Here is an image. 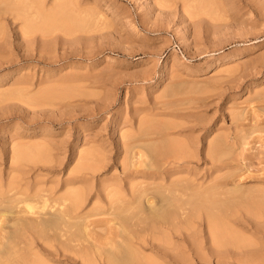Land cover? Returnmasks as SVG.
Segmentation results:
<instances>
[{
	"label": "rangeland",
	"instance_id": "374dc122",
	"mask_svg": "<svg viewBox=\"0 0 264 264\" xmlns=\"http://www.w3.org/2000/svg\"><path fill=\"white\" fill-rule=\"evenodd\" d=\"M45 3L43 10L54 16L49 22L51 26L44 28L39 24L37 30L29 33L31 36L26 34L27 41L21 40L20 21L0 22V38L6 39H0L3 187L11 179L55 188L58 194L67 187H83L89 193L84 209L92 212L90 221L87 220L88 224L94 221L90 227L92 237L95 243H106L108 248L105 247L112 252L115 241L112 244L109 241L117 240L115 243L121 245L116 247L121 248L115 250L116 257L124 248L133 254L126 248L131 244L134 250L135 244L144 251V257L150 255L160 264H184L188 260V264H264V0H45ZM65 4L67 11L61 6ZM56 9L63 18L56 16ZM52 21L61 25L56 27L54 23L52 27ZM39 27L45 31H39ZM164 71L166 76L162 78ZM162 125L168 129L157 128ZM146 127H151L147 134ZM142 129L145 135H139L140 140L133 144L132 135L140 130L142 133ZM151 131L157 132V136ZM158 133L163 135L159 137ZM165 140L175 142L171 147H178L176 142L190 141L185 145H193L189 146L194 157L176 162L170 157L174 155L169 148L171 144L166 145L172 155L164 151ZM213 142L220 146H214L219 150L213 151L211 157L209 146ZM35 146L42 149L40 155H36ZM29 148L34 155H28ZM18 149L24 155L18 154ZM183 149L189 150L184 147L180 152ZM162 152L169 159L160 155L164 161H160V169H172L173 163H180L175 176L169 174L168 178L178 181L181 176L182 180L189 179L195 190L197 186L202 188L197 192L205 193L203 202L211 207L208 216H215L217 225L223 224L224 228L216 229L227 232L223 239L229 241L216 236L222 233L211 234L213 220L206 218L204 212L209 210L202 209L203 202L202 207L197 206L202 212L195 210L200 217L192 218V226L186 224L179 235H171L173 240L165 235L167 239L161 241H165L161 248L153 245L150 236L146 239L152 243L146 241L143 246L130 239L132 234L128 238L125 232V235L115 232H122L121 228L116 229L121 221L113 215L115 211L121 220L137 214L139 207L144 215L147 213L146 205L145 209L143 204L138 207L136 201L133 205L121 204L123 209L118 206V191L127 195L130 186L136 187L140 182L137 190L142 191L145 186L157 189L156 194L164 190L160 196L165 201L168 197L169 201L164 202L165 207L157 204L161 199L158 197L155 201L158 207L169 208L168 203L178 202L174 199L179 194L183 201L186 199L180 188L187 179L174 187L170 179L164 182L149 178V172L159 169L155 162ZM150 165L154 168L150 169ZM79 175H84L83 179ZM74 178L75 184H71ZM147 187L146 195L153 191L152 197L155 196L151 198L150 193L147 198L155 200L156 190ZM170 187L174 191H169ZM187 188L189 193L191 190ZM113 189L118 192L116 196L112 195ZM188 198L189 209L193 198ZM95 199L100 208L93 207ZM142 199L147 201L146 197ZM8 207L0 202V213L8 212ZM125 209L134 212L121 214ZM188 209L181 208V212H189ZM111 210L115 211L111 214ZM3 219L0 247L6 242L4 237L9 229L7 216H1L0 220ZM121 239L123 243L119 242ZM168 239L175 247L167 245ZM164 243L169 249L163 247ZM136 249L137 253L140 249ZM141 253L134 257L135 262L139 259L145 264ZM95 257L97 264H103L99 256Z\"/></svg>",
	"mask_w": 264,
	"mask_h": 264
},
{
	"label": "bare ground",
	"instance_id": "6f19581e",
	"mask_svg": "<svg viewBox=\"0 0 264 264\" xmlns=\"http://www.w3.org/2000/svg\"><path fill=\"white\" fill-rule=\"evenodd\" d=\"M55 1H58V0H55ZM45 4H46L45 0H0V22L2 24L3 23L2 21L8 22L10 19L11 20L12 19H14V20L16 19L17 21H20V24L22 26V28H21V26H20V28H21V30L23 29L22 36H20V37H22L21 40L23 39V42H24V40L27 38V37L25 38L26 34H28V36H31V35H29V33H31V31L33 29L38 27L39 24H42L43 26L44 25L46 26L52 20V17H54V16H51L52 14H50L49 11H44L43 10ZM66 4H68V3H66ZM66 4H65V7H64V5H61V6H63L62 8H65V9L68 8L66 6ZM57 5H59V4H57ZM54 7L58 8V6H54ZM59 8H61V7H59ZM58 10L59 9H56L55 11L57 12ZM61 11H63V10H61ZM66 11H67V9H66ZM52 12H53V10H52ZM37 14H39V17H38ZM56 14H57L56 16H58V15L60 17L62 16L61 13L58 14V12H57ZM62 14H63V12H62ZM64 17H65V15H64ZM62 18H63V16H62ZM65 18L62 19V20H66ZM55 19H53V20H55ZM60 19H58V20L60 21ZM69 19H71V18H69ZM72 20H74V19L72 18ZM55 21L54 22L52 21L53 22L52 27L55 26L54 25V23H56ZM1 24H0V27H1ZM57 24H58V26L61 25V24L59 25V23L57 22L56 23V27H57ZM49 25L51 26V24H49ZM80 25H82L81 22H80ZM45 26H44V28H45ZM42 27H39V31H40V29H43ZM52 27H51V29H52ZM36 30H37V28H36ZM43 30H41V31H43ZM48 30H49V28H48ZM0 31H2V30H0ZM34 35H35V32H34ZM0 39L2 40L3 37L0 38ZM3 40L6 41V39H3ZM30 40H32V39H30ZM25 41H27V40H25ZM23 47H24V45H23ZM165 76H166V74H165V71H164L162 73V78L165 77ZM159 126H161V125H159ZM164 127L166 129H168L165 125H162L161 128L160 127H157V128L158 129H162L163 131H165ZM141 128H142V126L140 127V129ZM150 128L149 129L147 128L148 130L142 129V131L143 130L146 131V134H147V133H149ZM158 129H156V131ZM140 131H139V133L137 131L138 136L139 135L140 136L143 135V133L145 135L144 131L142 133H140ZM153 131H151V134L153 133L154 136H157V135H155L157 132L154 133ZM160 133H161V130H160ZM160 133H158V135ZM137 134H133L132 135V143L133 144H136V142L134 143V141L138 142V140H140V136H139V139H137V137H138V136H136ZM134 135L136 136L135 138L137 140H134L135 139L133 137ZM160 135H163V134H160ZM160 135H159V137H160ZM148 136H151V135H148ZM145 138H147V137H145ZM145 138H143V139H145ZM143 139L141 138V140H143ZM165 141L167 142V141H170V140H165ZM165 141H164V143H165L164 144V146H165L164 148H166V150L164 149V151H166L168 153H171L174 150L173 151L174 155H172V153H171L172 156H170V154H169V156L170 157H174L173 159L176 160V162L178 160L181 161V160H184V159L185 160L186 159H192L194 157V156L193 157L191 156V155H193V153L190 154L191 149H192L191 147H193V145L189 144L191 147L189 145H185L188 142L190 143V141H188L187 143L185 142V144L180 142L182 145L179 144V142L178 143L176 142V144L179 145L178 147H176V146L175 147H171V146L175 145L174 144L175 142L173 143L172 141H170L171 143L168 144V142L166 143ZM213 143H215V145ZM213 143H211L212 146L210 145L211 147H213V149L209 146L210 153H211V151L215 152L216 151V147L220 146V144H218L216 146V144H217L216 142H213ZM166 144L167 145L171 144L169 148L172 151L168 150L169 148H168V146ZM214 146H216V147L214 148ZM162 147H163V145H162ZM184 147L185 148L188 147L189 150L183 149V151L181 150V152H180L179 149L184 148ZM31 148H29V150H28L29 151L28 155L29 154L30 155H34V152L31 153V151H30V149L32 151H34L33 147H31ZM35 148H34L35 150H37V148H38V150L35 151V152H37L36 155H40V154H38V152L40 150H42V149L40 148V150H39V147H36V146H35ZM175 148L176 149L179 148L178 149L179 151L176 150ZM25 149H28V147L25 148ZM19 150H21V149H18L16 152L18 153ZM184 150H187V151H184ZM218 150H219V148H217V151L215 153H217ZM166 152H164L165 154L162 152L161 154H159V156L162 155V154L166 155ZM174 152H176V153H174ZM214 152L212 154H210L211 157H214ZM208 153H209V151H208ZM137 154H140V153H137ZM17 155H15V156L17 157ZM21 155H24V154H21ZM163 155H162V157H163ZM138 156H140V155H138ZM159 156H158L159 159L156 158V161H158V162H155V164L158 165V166L162 162L160 160L161 156L160 157ZM165 157H167V155ZM20 159H22V158H20ZM167 159H169V158L167 157ZM155 164L153 165L154 167L156 166ZM171 164L172 163H170V165ZM173 165H175V166L172 169H167L169 167H165L166 169L165 168L160 169L161 166H159V169H158L157 168L158 166H157L156 167L157 170H154L155 168L152 165H150V169H151V166L154 169L152 168L153 171L148 173L149 174V178L150 179H159V180L164 181V182H166L165 180L168 181L170 179L169 182L174 187H175V184H179V186H180L181 182L185 178L182 180L183 177L180 176V177H178L179 179H176L178 181H175V179H173L174 177L168 178L169 174H170V176H175L174 173H175V171H177L175 169L181 167L180 163H173ZM83 166H85V165L83 164ZM163 166H166V165L163 164ZM172 166H170V167H172ZM83 176L79 175V178L83 179ZM75 180H76V178L72 179V181H70V183L71 184H75ZM180 180H181V182H180ZM189 182H190L189 179H187V183L196 192L195 198H193L195 192L190 187L187 188L189 185L186 182H184V184H186V185H184V184L181 185L182 188H180V189H182V191H185V193L187 195L186 199L188 197L193 198V201L191 200L190 203H189V205L191 206V207L190 206L189 207L191 209L190 208L189 209L186 208V207H188L187 200L189 198L187 200L184 198L185 200L183 201V199L179 197V196H181V194H179V196H177V194L176 195L171 194L173 197L177 196L176 197L177 199H174V200H177L178 202L177 201H176L177 203L170 202V203H168L167 206H170V205L171 206L169 208L168 207L165 208L166 206H165L164 202L166 203V201L168 202L169 200H168V197H167L168 195L167 194H163L164 196L167 195V196H165V197H167L166 201H165V199L161 198L160 194H162L164 190H162V193L159 192L160 194H156V193H158L157 189H155V188H153V187L148 185L149 187H151V189H153V190L155 189L156 192L154 190V192H155L154 194L158 195V196H156L155 200H153V199L151 200V199H149V196L147 198V195H150V193H151V195H150L151 198H155V196L152 197V195H153L152 192L153 191H151V190H148V191H151V192H149V194L147 193V195H146L147 190H145V188L147 186L144 185L145 186V188H144V186L141 185V187H143L144 189L143 190L141 189L142 191H140L139 188H138V190H137V187L140 184V182H139V184L137 183L138 185L135 184L136 187H134V185L130 186L131 190H130V193H127V195L124 194V193H121L120 191H118L119 189L117 191L119 192L120 195L119 194L117 195L118 192L117 193L115 192L116 188H115V190L113 189V191L115 193H112V195L114 194L115 196L117 195L119 197V198H116V199H119V202H120V205H118V206H121V204H123V205L125 204L126 205V203L127 204L131 203L133 205L135 203V201H136V203H138V207H139L140 204H143V208L144 209H145V207H147L146 208L147 209V213L144 215V212H142L143 210H141L142 208H140V207L138 208L136 206L138 208V212L139 213L138 212H137V214L133 213L135 215L130 214L128 217H126L127 219H124V217H123V220H121V216L120 215L121 214L125 215L126 214L125 212L129 211L130 209H125V211L122 210V212H124V213H121V214L119 213L120 214L119 215L120 218L116 217V216H118V215H116V213L118 211L116 212L115 210H113V211H115L113 213V211L111 210L112 211L111 214L112 213H113V215L115 214V218L117 220L121 221V222L118 221L120 224L117 222L119 225H117L116 229L118 230V228H121L122 230L121 229H119V230L122 231V232L115 231V228H114V231L116 233H119V234L123 233V235H125V233H126L127 237L132 234L130 236L131 240L132 239L136 240L138 244L141 243L142 245L145 243L144 244L145 246H146V243L148 241H151V240L147 241V239H146V238H148L150 236V237H152L151 239L153 241V245L156 248H161L162 245H163V242H165V241H163V242H161V241L164 240V239H167L166 238L167 235H168V238L173 240L170 237L171 235H179L178 233H181V229H183L186 224L188 226L189 225L192 226L191 223H190L193 220L192 218L194 216H196L194 218V219H196L199 216V215L197 216V213L198 212H202V211L198 210V207H200V206L202 207L200 202L201 203L203 202V200H204L203 194L205 195V193H203L204 191L202 190L201 191L202 193L200 192L198 194L197 191L198 190L200 191L202 188L199 189L196 184H193V185L197 186V188L195 190L194 186H192V184L189 183ZM155 184H152V186H154ZM170 184H169V186H170ZM67 186H69V185H67ZM155 186L158 187V185H155ZM160 186H161V184H159V187ZM166 186H168V184ZM149 187H147V188H149ZM162 187L165 188V186H162ZM67 188L65 189L66 190L65 192L63 191L64 193L58 194V191L55 188H49V187L45 188V187H42V186H31L28 183L27 184H22L20 182L14 181L12 179L9 181V183L7 184L6 187H3V185L0 183V202L5 203V204H7V206H9L8 207L9 211H8V208H7V211L9 213L6 212V211L5 212L3 211L2 213H0V218H1V216H5L6 215L7 216L6 222L9 223V229L6 231L5 237H4L6 239V242L3 243V245L0 247V264H50L48 262L49 260L57 262L59 264H61L63 262H65V263L73 262L74 264H97V262H96L97 259H96L95 256H99V259H100L99 262H101V263L103 262V264H126V262L129 263V261L132 264L140 263L139 259H136V262H135V258H134L135 256L138 258L137 255H139L141 253V251H142L140 248L137 247V245L135 246V244H132V246L134 245V250L136 248H137L136 251L138 249L141 250V251L138 250L137 253H139V254L134 252V250L130 246L131 244H129L128 245L129 247H127L126 249L128 250V252L129 251H133V254L136 253V255L134 256L131 252L127 253V251H125L124 247L127 245V243L129 241L125 242L126 244L125 243L122 244V245H124V246H122V248H124L123 250L128 255V257H127L126 253H124L125 254V255H123L124 258H122L123 256H121L122 259H120L119 256L123 254L122 253V252H124L123 250H120V253L118 252V254H116V255H118L119 258L116 257L115 254H114L115 250L119 251V249L121 248V247L117 248V247H119L118 245H121V244H117L118 243L117 240H112L111 239L109 241V242H111L110 244H112L114 241L117 242V243H115V242L113 243V245H115V247L117 245V247H116L117 249L113 245H110L109 242H107L110 247L111 246H112V248L114 247L113 248V249H115L114 252H112L113 250L110 247L109 248L111 249V251H110V249L107 250L108 247H107L106 243H101V242L100 243H95V240L93 239L92 232H91V231H93V229H92L93 227L90 228L91 225H94L93 224L94 221L92 219L91 224L87 223V222L90 221L89 219H90V216H91L92 212L85 211V209H84V207H85V205H86V203L88 201L89 193L83 187H79V188L78 187H76V188L75 187H70L68 189ZM168 188L166 187V189H168ZM186 188L189 189V191L190 190L191 191L188 193V190H185ZM159 189H158V191H159ZM110 190H111V188H110ZM172 190L173 189L171 188V190H169V191H172ZM169 191H168V194H169ZM182 191H180V192L185 195V193H183ZM192 192H194V194ZM191 193L193 195H191ZM108 194L111 195V193H108ZM200 194L202 196H200ZM198 195H199L200 198H198ZM106 196H107V199H109L108 195H106ZM164 196H162V197H164ZM172 196H170V197H172ZM110 197H112V196H110ZM144 197H146V199H147V201H145L147 204H145V202L143 201L144 199H142ZM158 197H160L162 199L163 203H162L161 199L159 200ZM178 197H179L180 200L178 199ZM196 197L199 199V201H198V199ZM114 199H115V197L112 200H114ZM141 199H142L143 203L141 202ZM194 199H197V200H195L197 202H195ZM174 200L172 199L171 201H174ZM181 200L183 202L181 203V205H179L180 204L179 202H181ZM155 201H158L157 204L160 202L165 207L163 205L160 206L161 204L159 205L160 207H158V205L155 203ZM92 202H94L93 207L95 205L99 206V204H97V202H96V199L94 201H92ZM109 202H110L109 206H111V201H109ZM115 202H113V204ZM188 202H189V200H188ZM192 202H194L196 204L194 205ZM204 202L202 203V204H204L202 209H204V210L208 209L209 210L207 213H206V211L204 212V210H203L204 214L207 215L206 218L208 219V217H209L208 220L209 221L213 220L215 222V224H214L213 221H212L213 223L212 222L211 223L214 224V225H217L216 224L218 222V221L216 222L217 218H215V216L213 217L214 219L211 218L213 216L211 213H210L211 216L210 215L208 216V213L211 210L210 209L211 208L210 205L208 204L209 205L208 206L206 201H204ZM33 204H35V205H33ZM183 204L184 205L186 204L187 206H184ZM199 204H200V206H199ZM144 205H146V206L144 207ZM193 205H194V207H193ZM118 206H116V210H118V208H117ZM127 206H130L128 208H132L131 205H127ZM195 206L196 207L198 206L197 209H196ZM97 207H94V208L97 209ZM112 207H113V205H112ZM99 208H100V206H99ZM181 208L183 210L188 209L189 212H187V211L181 212L182 211ZM122 209H123V207H122ZM91 210L93 211L92 205H91ZM193 210H194V213H193ZM195 210H197L198 212L196 213ZM99 211H101V209H99ZM130 211H132V210H130ZM190 211H191V213H190ZM94 212H96V211L94 210ZM132 212H134V211H132ZM9 214H11V215H9ZM109 214H110V212H109ZM216 214H219V213H216ZM93 215L95 216L96 214H93ZM97 215H99V213H97ZM87 220H89V221H87ZM0 222L3 224L5 221L3 219V220H0ZM193 222H192V224H193ZM211 223H210V227L212 228V231H213V232L211 231V234L213 233V234L216 235L218 232H219L218 234L222 233L223 235L222 234L221 235H216V236H219V239L222 237L221 240L223 239L224 235H225V237L227 236L226 235L227 232H225V231L220 232V230L216 229V228L220 229L222 227L224 228L223 224L218 223L217 226H212ZM220 225H222V226L220 227ZM221 230H223V229H221ZM165 235H166V237H165ZM161 236H163L162 239L159 238ZM118 237H121V236H118ZM168 240H166V241H168ZM225 240L229 241L228 239H225ZM225 240L223 239L224 242H226ZM152 241H151V243H152ZM119 242L123 243L122 239ZM159 242H161V243H159ZM171 242H173V241L169 240V242H167L168 243L167 245H172V248H173V246L175 247V244L171 243ZM148 244H149V242H148ZM164 245H165V243H164ZM163 247H167L168 248L169 246L165 245ZM103 248H104L105 251L103 250ZM128 248H130V249H128ZM96 249H97V251L94 252V250H96ZM101 249L103 250V252L100 251ZM143 252L144 251H142V253H141V255H142L141 257H142V260L144 262L146 261L145 264H151L152 262L156 261V258H154V257L152 258V256L150 257V255L146 254L145 257L149 256L147 258H150V260H152L151 263H149L150 262L149 259H148L149 261L147 262V260H146L147 258L145 259V257L143 256ZM130 253L132 254V256L130 255ZM129 255H130L131 258L129 257ZM125 256H126V258H125ZM141 257L139 256L140 259H141ZM127 258H130V260L126 261ZM157 262H159V261L157 260ZM157 262H155V263L156 264H160V262L159 263H157ZM178 262H176V263H178ZM155 263H152V264H155ZM188 263H189V260H188ZM188 263L186 262L184 264H188ZM180 264H182V263H180Z\"/></svg>",
	"mask_w": 264,
	"mask_h": 264
}]
</instances>
